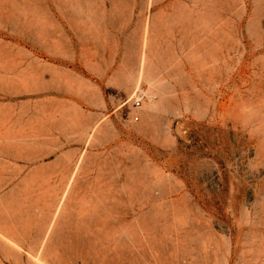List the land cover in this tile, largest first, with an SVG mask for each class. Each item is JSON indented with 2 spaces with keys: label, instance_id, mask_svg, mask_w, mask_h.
Here are the masks:
<instances>
[{
  "label": "rangeland",
  "instance_id": "374dc122",
  "mask_svg": "<svg viewBox=\"0 0 264 264\" xmlns=\"http://www.w3.org/2000/svg\"><path fill=\"white\" fill-rule=\"evenodd\" d=\"M0 264H264V0H0Z\"/></svg>",
  "mask_w": 264,
  "mask_h": 264
},
{
  "label": "built area",
  "instance_id": "2783aa9c",
  "mask_svg": "<svg viewBox=\"0 0 264 264\" xmlns=\"http://www.w3.org/2000/svg\"><path fill=\"white\" fill-rule=\"evenodd\" d=\"M139 103H140L139 100L134 101V104H136V105H139Z\"/></svg>",
  "mask_w": 264,
  "mask_h": 264
}]
</instances>
